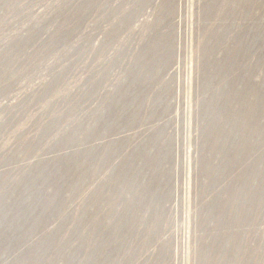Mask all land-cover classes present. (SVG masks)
Wrapping results in <instances>:
<instances>
[{
  "label": "rangeland",
  "instance_id": "1",
  "mask_svg": "<svg viewBox=\"0 0 264 264\" xmlns=\"http://www.w3.org/2000/svg\"><path fill=\"white\" fill-rule=\"evenodd\" d=\"M0 264H264V0H0Z\"/></svg>",
  "mask_w": 264,
  "mask_h": 264
}]
</instances>
